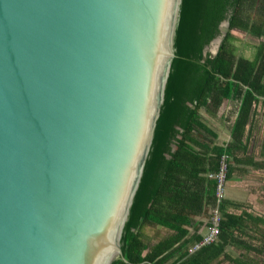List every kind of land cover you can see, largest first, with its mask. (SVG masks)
Masks as SVG:
<instances>
[{
	"label": "water",
	"instance_id": "obj_1",
	"mask_svg": "<svg viewBox=\"0 0 264 264\" xmlns=\"http://www.w3.org/2000/svg\"><path fill=\"white\" fill-rule=\"evenodd\" d=\"M180 1L0 0V264L123 258Z\"/></svg>",
	"mask_w": 264,
	"mask_h": 264
},
{
	"label": "trees",
	"instance_id": "obj_2",
	"mask_svg": "<svg viewBox=\"0 0 264 264\" xmlns=\"http://www.w3.org/2000/svg\"><path fill=\"white\" fill-rule=\"evenodd\" d=\"M224 19L228 26L215 54H204ZM235 30L255 41H243ZM245 46L253 48L249 57L241 53ZM172 47L163 101L119 238L123 258L117 256L110 264H207L203 259L221 251L218 241H233L234 228L241 223L223 213V198L218 203L222 213L217 240L188 252L201 237L195 234L193 241L184 240L185 226L215 204V179L207 174L218 170L222 154L246 149L243 130L248 123L253 128L251 117L259 99L264 105V0H181ZM224 98L239 100L232 140L210 144L205 138L214 142L216 133L199 109L215 114ZM229 167L228 159L226 178ZM243 219L247 221V216ZM159 225L168 229L160 238ZM237 231L247 238V230Z\"/></svg>",
	"mask_w": 264,
	"mask_h": 264
},
{
	"label": "crops",
	"instance_id": "obj_3",
	"mask_svg": "<svg viewBox=\"0 0 264 264\" xmlns=\"http://www.w3.org/2000/svg\"><path fill=\"white\" fill-rule=\"evenodd\" d=\"M233 33L245 41L247 34L244 31L235 30ZM260 100L255 104L254 117H251L253 128L250 123L246 124L241 135L246 149H234L233 153H229L230 170L226 180L223 213L241 219V223L234 228L233 241H218L222 245L221 251L212 259H203L207 264H264V105ZM238 105V99L231 101L224 98L215 114L204 108L199 109L202 120L216 133L214 142L210 138L205 140L218 145H225L232 140L231 126ZM209 209L206 207L202 213L193 216V222L185 226L188 232L184 240L193 241L195 234L202 237ZM242 215L247 216V221ZM158 228L161 233L158 238L168 231L161 225ZM242 229L247 230V238L245 236L242 239L240 233L237 234V230Z\"/></svg>",
	"mask_w": 264,
	"mask_h": 264
},
{
	"label": "built area",
	"instance_id": "obj_4",
	"mask_svg": "<svg viewBox=\"0 0 264 264\" xmlns=\"http://www.w3.org/2000/svg\"><path fill=\"white\" fill-rule=\"evenodd\" d=\"M230 155L227 153L222 154L219 160L218 170L212 173H208L207 176L215 179V204L210 207L207 215V223L204 225L205 232L198 242H195L188 246V252H192L199 248L201 245L211 243L217 240L220 226L221 210L218 207V203L225 197L226 187V170L227 161Z\"/></svg>",
	"mask_w": 264,
	"mask_h": 264
},
{
	"label": "rangeland",
	"instance_id": "obj_5",
	"mask_svg": "<svg viewBox=\"0 0 264 264\" xmlns=\"http://www.w3.org/2000/svg\"><path fill=\"white\" fill-rule=\"evenodd\" d=\"M227 14H228V11L226 12V15H225V16H227ZM225 18H226V17H225ZM222 22H223V21H222ZM220 28H221V29H222V28L224 29L223 26H221ZM225 30H226V29H225ZM221 32H222V31L219 30V33L217 34V36H219V35L221 34ZM246 38H249V39H247V40H249V41H250V39L255 41L254 38L248 37V35H246L245 39H246ZM215 49H216V48H215ZM212 51L214 52V50H213V45H212V42H211L209 53H212ZM252 51H253V48H252V47H250V46H248V47L245 46V50L243 51V54H244V55L247 54L248 56H249V55L251 56Z\"/></svg>",
	"mask_w": 264,
	"mask_h": 264
},
{
	"label": "bare ground",
	"instance_id": "obj_6",
	"mask_svg": "<svg viewBox=\"0 0 264 264\" xmlns=\"http://www.w3.org/2000/svg\"><path fill=\"white\" fill-rule=\"evenodd\" d=\"M225 25V21L223 22L222 26ZM219 41V38L214 39V41H212V45H213V50H215L217 43Z\"/></svg>",
	"mask_w": 264,
	"mask_h": 264
}]
</instances>
